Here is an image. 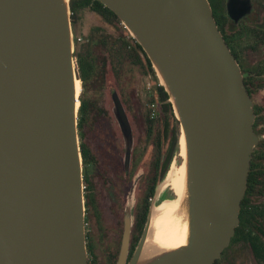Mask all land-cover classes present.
<instances>
[{"label":"water","instance_id":"obj_1","mask_svg":"<svg viewBox=\"0 0 264 264\" xmlns=\"http://www.w3.org/2000/svg\"><path fill=\"white\" fill-rule=\"evenodd\" d=\"M98 1L145 50L185 139L187 242L150 241L153 205L128 264H213L238 225L257 141L240 67L208 0ZM74 53L70 0H0V264H88ZM113 100L128 161L131 125Z\"/></svg>","mask_w":264,"mask_h":264},{"label":"flooded vegetation","instance_id":"obj_2","mask_svg":"<svg viewBox=\"0 0 264 264\" xmlns=\"http://www.w3.org/2000/svg\"><path fill=\"white\" fill-rule=\"evenodd\" d=\"M208 1L218 29L240 67L253 104V130L257 139L238 225L228 245L213 264H264V0ZM107 23L113 25L118 34H108L102 28L90 34L101 31L106 36L103 39L109 43L116 42L126 34L120 24ZM90 34L85 43L92 41ZM125 40L128 43L127 53L134 52L137 47L131 34H126ZM141 54L144 60L142 64L127 61V57L119 67L118 74L111 69L118 79L113 86L106 84L108 69L112 68L111 60H108L105 79L100 82L105 88L108 86L110 107L105 105V108L96 111L95 104L90 101L93 106L91 111L94 112L90 113L86 122L80 126L78 123L83 160L88 264L118 263L126 215L129 213L128 264L151 207L173 196L169 184L163 187L160 194L157 191L171 166L170 123L173 126L174 121L170 117L168 102L164 100L156 102V115L150 114V100L154 97L160 99V92L155 87L154 69L144 59L143 52ZM127 67L128 72L139 67L148 78L150 97L143 112L134 90L132 73L127 74ZM157 85L161 86L160 83ZM113 91L118 93L131 125L132 143L128 161L127 139L117 123L112 105ZM97 116L103 133L100 142L95 140L94 125L91 124L92 118ZM103 118L107 125H103Z\"/></svg>","mask_w":264,"mask_h":264},{"label":"trees","instance_id":"obj_3","mask_svg":"<svg viewBox=\"0 0 264 264\" xmlns=\"http://www.w3.org/2000/svg\"><path fill=\"white\" fill-rule=\"evenodd\" d=\"M70 8H71V17H72V26L73 30L75 28V24L79 19L81 13L85 10L89 9L100 16H102L107 22L120 24L121 28L126 32L129 33L128 29L121 23L119 17L107 6H105L102 2L98 0H70ZM97 29V28H96ZM95 31V30H94ZM75 32V30L73 31ZM75 34V33H74ZM126 34H123L120 39H117L116 42H107L104 38L106 36L101 34V32H97V34L92 33L90 37L92 41L88 43H82L81 41L77 40L78 36L75 34V57L78 60V76L82 81L83 90L80 94V107H79V126L81 123L86 122L89 118L92 109V103H90L89 98L86 96V88L88 83L94 79L97 82L104 81L105 74L107 71V63L108 60H111V66L113 71L118 74L119 67L122 66L124 63L123 61H133L136 64H142L144 62L143 56L141 52L144 54V59L147 61L149 66L153 68L151 60L149 59L146 52L143 50L142 46L133 38V41L136 44L137 49L134 52L127 53L128 43L125 40ZM119 45V46H118ZM106 46V47H105ZM108 49L110 52H106ZM141 51V52H140ZM110 58H109V57ZM154 76H155V87L158 88L160 92V99L154 97L150 100V102H158V101H167V106L169 107V113L171 119H173L174 124L172 126V122L170 123V131H171V141H170V151H169V163L172 164L174 157L180 153V122L176 118L173 105L169 100V94L165 90L164 86L158 87V77L157 73L154 69ZM166 104L164 105V108Z\"/></svg>","mask_w":264,"mask_h":264},{"label":"bare ground","instance_id":"obj_4","mask_svg":"<svg viewBox=\"0 0 264 264\" xmlns=\"http://www.w3.org/2000/svg\"><path fill=\"white\" fill-rule=\"evenodd\" d=\"M77 96H80L81 81H76ZM77 102V108L80 106ZM181 164L173 167L170 172L169 185L173 189L175 200L164 201L152 217L150 241L161 248L170 249L186 244L188 238V212L185 201L186 187V148L184 135L180 136ZM181 160V159H179Z\"/></svg>","mask_w":264,"mask_h":264},{"label":"rangeland","instance_id":"obj_5","mask_svg":"<svg viewBox=\"0 0 264 264\" xmlns=\"http://www.w3.org/2000/svg\"><path fill=\"white\" fill-rule=\"evenodd\" d=\"M96 28H102V31L106 30L108 32V34H118V30L113 25L107 23L106 20L102 16H100L98 13H96L92 10L87 9L83 13L80 14L79 19H78L77 23L75 24V28H74L75 32L74 33L77 34L78 36H76L74 34V37L75 36L76 37H82L83 41H81V42L85 43L87 36L90 34L91 31L95 30ZM99 32H101V31H99ZM129 34H130V32H129ZM128 68L129 67L126 68L127 74L132 73L134 90H135L137 97L139 98L141 108H143L141 112H143L144 108L147 107V105L149 103V97H150L149 90L147 89L148 78H147L146 74H144L143 71L139 67L135 68L134 70L130 69L129 72H128ZM111 69H112L111 67H109V69H108V72L106 75V78L108 81L106 80L107 81L106 84L113 86L114 84L117 83L118 79L116 78V75L113 73V71ZM158 82L160 83L159 79H158ZM82 90H83V87H82V81H81V92H82ZM81 92H80V94H81ZM86 96L89 98V100L91 102H93L95 104L94 109L96 111L100 110L101 108H105V105L110 107L109 89H108V86L105 88L103 86L102 82H97L96 80L92 79L87 85ZM91 112L93 113L94 111H91ZM98 118H99L98 116L93 117L91 124H92V126L94 125L93 136L97 142H100V138H101V135H103V133H101V129L99 127L101 125L98 123ZM102 122H103V125L104 124L107 125L105 118L102 119ZM105 129H106V126H105ZM180 133H181V127H180ZM180 151H181V149H180ZM179 159H181V160H179ZM182 161H183V158L179 153L177 156L174 157V160H173V162H172V164L168 170V173L173 167H176L177 165L181 164ZM171 190L173 191L172 188H171ZM172 198H176L174 191H173ZM159 205H157V206H159Z\"/></svg>","mask_w":264,"mask_h":264},{"label":"built area","instance_id":"obj_6","mask_svg":"<svg viewBox=\"0 0 264 264\" xmlns=\"http://www.w3.org/2000/svg\"><path fill=\"white\" fill-rule=\"evenodd\" d=\"M77 40L78 41H82V37H77ZM75 61H76V66L78 67V60H77V57H75ZM161 84V83H160ZM149 108H150V114L152 116H155L156 115V102H151L149 104Z\"/></svg>","mask_w":264,"mask_h":264}]
</instances>
